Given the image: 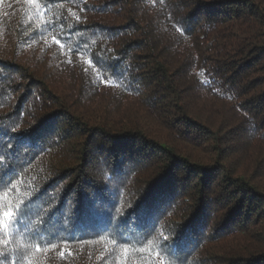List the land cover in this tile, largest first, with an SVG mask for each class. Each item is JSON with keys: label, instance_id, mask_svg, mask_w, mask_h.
I'll return each instance as SVG.
<instances>
[{"label": "trees", "instance_id": "obj_1", "mask_svg": "<svg viewBox=\"0 0 264 264\" xmlns=\"http://www.w3.org/2000/svg\"><path fill=\"white\" fill-rule=\"evenodd\" d=\"M0 264H264V0H0Z\"/></svg>", "mask_w": 264, "mask_h": 264}, {"label": "snow or ice", "instance_id": "obj_2", "mask_svg": "<svg viewBox=\"0 0 264 264\" xmlns=\"http://www.w3.org/2000/svg\"><path fill=\"white\" fill-rule=\"evenodd\" d=\"M4 215L10 217L12 215V212L11 211L5 212Z\"/></svg>", "mask_w": 264, "mask_h": 264}]
</instances>
